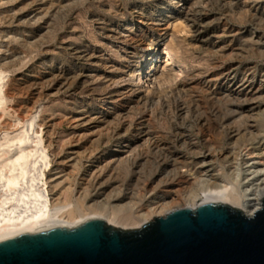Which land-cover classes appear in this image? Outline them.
Returning a JSON list of instances; mask_svg holds the SVG:
<instances>
[{
    "label": "rangeland",
    "instance_id": "374dc122",
    "mask_svg": "<svg viewBox=\"0 0 264 264\" xmlns=\"http://www.w3.org/2000/svg\"><path fill=\"white\" fill-rule=\"evenodd\" d=\"M254 9L252 0H0V199L26 134L46 151L29 148L33 175L20 191L45 188L59 170L80 180L72 154L103 162L128 150L150 169L157 145L193 155L177 142L184 130L204 149L211 129L244 131L227 74L237 83L264 75V16ZM135 171L114 172L115 185L142 184Z\"/></svg>",
    "mask_w": 264,
    "mask_h": 264
},
{
    "label": "bare ground",
    "instance_id": "6f19581e",
    "mask_svg": "<svg viewBox=\"0 0 264 264\" xmlns=\"http://www.w3.org/2000/svg\"><path fill=\"white\" fill-rule=\"evenodd\" d=\"M252 4L255 14L263 17L264 0H252ZM146 24L153 23L148 21ZM257 37L260 42L261 37ZM230 72L227 74L229 91L239 101L235 99L238 103L234 104V113L238 119L246 121L247 128L242 131L230 122L211 129V136L206 137V149L199 146L188 130H184L177 142L187 146L192 156L177 151L165 152L157 145L161 152L153 166L146 169L145 162H140V158L128 150H122L117 156H108L103 162L93 160L92 152L72 154L68 157L70 167L80 168L77 174L80 180L72 183L73 176L59 170L47 177L45 188L20 191L18 185L23 181L27 184L28 177L33 175V165L30 164L36 153L29 148L43 146L46 151L39 136H36L38 139L28 134L21 137L16 142L18 149L15 158L12 162L10 160L13 166L10 164L12 168L5 179L7 192L0 199V241L56 226L74 227L91 218H101L115 227L135 229L173 209L195 208L203 202L221 201L248 215L254 214L264 198V128H260V123H264L263 102H260L264 98V75L238 84L236 78L230 77ZM2 99L0 85V107ZM32 118L27 120L25 127H32L35 119ZM204 126L206 123H202ZM121 129L124 128L115 129L114 137L124 139L125 132ZM225 131L230 138L228 145L223 142ZM116 150L117 147L111 151ZM49 165L47 161L46 166ZM134 166L143 183L115 185L117 181L113 173L123 167L132 170ZM42 176L46 174L43 172Z\"/></svg>",
    "mask_w": 264,
    "mask_h": 264
},
{
    "label": "water",
    "instance_id": "95a60500",
    "mask_svg": "<svg viewBox=\"0 0 264 264\" xmlns=\"http://www.w3.org/2000/svg\"><path fill=\"white\" fill-rule=\"evenodd\" d=\"M248 215L203 202L123 229L101 218L0 241V264H264V198Z\"/></svg>",
    "mask_w": 264,
    "mask_h": 264
}]
</instances>
